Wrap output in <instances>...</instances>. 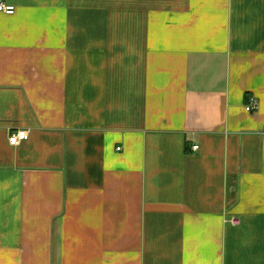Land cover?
Instances as JSON below:
<instances>
[{
  "label": "crops",
  "instance_id": "1",
  "mask_svg": "<svg viewBox=\"0 0 264 264\" xmlns=\"http://www.w3.org/2000/svg\"><path fill=\"white\" fill-rule=\"evenodd\" d=\"M0 1V264H264V0Z\"/></svg>",
  "mask_w": 264,
  "mask_h": 264
},
{
  "label": "built area",
  "instance_id": "2",
  "mask_svg": "<svg viewBox=\"0 0 264 264\" xmlns=\"http://www.w3.org/2000/svg\"><path fill=\"white\" fill-rule=\"evenodd\" d=\"M16 8L14 6L7 5L0 1V13L5 15H14ZM247 112L255 113L258 110V105L256 99H250L249 105L246 107ZM30 137V133L27 130H19L16 133L12 134L9 138V143L11 146H18L21 143L27 141ZM120 150V149H119ZM194 151L198 150V147L193 148ZM231 224L237 226L240 224L239 219L233 218Z\"/></svg>",
  "mask_w": 264,
  "mask_h": 264
}]
</instances>
